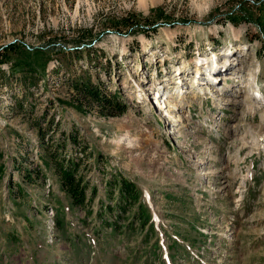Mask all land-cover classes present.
<instances>
[{"label":"rangeland","instance_id":"rangeland-1","mask_svg":"<svg viewBox=\"0 0 264 264\" xmlns=\"http://www.w3.org/2000/svg\"><path fill=\"white\" fill-rule=\"evenodd\" d=\"M0 264H264V0H0Z\"/></svg>","mask_w":264,"mask_h":264},{"label":"trees","instance_id":"trees-1","mask_svg":"<svg viewBox=\"0 0 264 264\" xmlns=\"http://www.w3.org/2000/svg\"><path fill=\"white\" fill-rule=\"evenodd\" d=\"M23 66V72H26L29 75L31 72H35L30 63H23ZM97 96L98 95L96 94L93 95L97 104L103 106L108 102L106 99ZM111 105L114 106L116 110H122V106L113 101ZM70 141L72 145H75L76 141L74 138H71ZM86 148V145L79 148L81 157L87 156L88 153H86ZM55 154L54 151L49 152L46 149L47 160L45 161V169L52 171V174L56 178L58 189L68 198L70 207L84 208L86 203L92 199V196L95 193V188L89 186L84 179V175L80 174L79 158L75 159L71 155H66L65 153L60 154L59 156ZM26 176L28 177V175ZM105 186L108 199L111 198L113 192H115V195L110 205H104L103 213L105 212L108 215L110 212L114 213V211H116V218H122L125 214L129 213L131 214L130 217L134 219L133 222L137 221L140 228L145 227L146 225L151 228L150 223L148 224V210L138 201L139 192L133 182L119 176L118 178L108 180L105 183ZM87 191L89 192V196L86 195ZM89 212L90 211L88 210L87 214H89ZM101 213L102 211L99 209L95 215L97 214V216H100ZM101 222L106 224L102 220ZM114 231L115 228L112 227L110 233L113 234Z\"/></svg>","mask_w":264,"mask_h":264},{"label":"bare ground","instance_id":"bare-ground-1","mask_svg":"<svg viewBox=\"0 0 264 264\" xmlns=\"http://www.w3.org/2000/svg\"><path fill=\"white\" fill-rule=\"evenodd\" d=\"M205 60H206V63H208L209 60H207V59H205ZM214 62H215V61H214ZM207 65H208V64H207ZM197 66H198V65H197ZM195 73H196V74L198 73V67L195 68ZM192 79H193L192 85H193V84H196V85H197V84H198V80H197L195 77H193ZM177 84H180V85H181V84H182V80H181V81H180V80L177 81ZM232 86H234V85H232ZM180 87H181V86H180ZM178 88H179V87H178ZM179 90H181L180 92H182V88H179ZM247 92H248V91H247ZM170 95H171V94H170ZM170 95H169V96H170ZM171 97H172V96H171ZM253 98H254V97H253ZM246 100H247V93H246L245 98H244V101H246ZM173 102H174V101H173ZM237 103H238L237 105L240 104V102H237ZM168 104L171 105V106H175V104H171L170 102H168ZM168 104H167V105H168ZM255 110H256V107H254V109H252V111H255ZM253 113H254V112H253ZM247 147H248V146H247ZM241 149H242V148H241Z\"/></svg>","mask_w":264,"mask_h":264}]
</instances>
